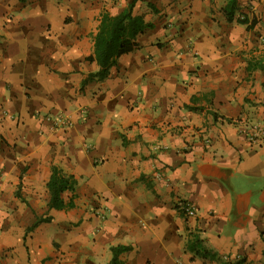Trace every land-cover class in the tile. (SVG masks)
<instances>
[{"label": "crops", "instance_id": "1", "mask_svg": "<svg viewBox=\"0 0 264 264\" xmlns=\"http://www.w3.org/2000/svg\"><path fill=\"white\" fill-rule=\"evenodd\" d=\"M133 1L0 0V264H264V137L240 131L264 124V0L232 21L227 0H135L151 27L83 82L102 12ZM53 165L73 207L48 209Z\"/></svg>", "mask_w": 264, "mask_h": 264}, {"label": "trees", "instance_id": "2", "mask_svg": "<svg viewBox=\"0 0 264 264\" xmlns=\"http://www.w3.org/2000/svg\"><path fill=\"white\" fill-rule=\"evenodd\" d=\"M227 1V5L225 6L226 18L232 21L235 0ZM134 3L135 0L118 13L112 14L108 11L102 12L97 30L93 36V51L86 57L88 61H94L96 63L97 70L89 73L83 82L88 80H104L109 75L110 68L116 64L118 57L132 51L137 46V36L142 33L144 29L151 27L152 24L145 21L142 15L133 14ZM238 21L247 24V27H251L254 24V20L247 23L245 16H240ZM254 66L264 70L263 63L254 64ZM75 185L76 180L72 175L64 173L57 166H51V173L46 182V188L50 194L48 209L58 210L73 207ZM64 191H70L72 193L67 201H64L61 197V193ZM179 212L185 216L181 209H179ZM46 220H48L47 217L37 218L27 230H31L37 223ZM185 247L193 251L195 255L208 254L207 250L202 246V240L194 232H191L189 235ZM127 249L128 246L112 247L110 264H119V253ZM218 259L220 264L242 263V260L231 261L222 257Z\"/></svg>", "mask_w": 264, "mask_h": 264}, {"label": "built area", "instance_id": "3", "mask_svg": "<svg viewBox=\"0 0 264 264\" xmlns=\"http://www.w3.org/2000/svg\"><path fill=\"white\" fill-rule=\"evenodd\" d=\"M46 119H51L55 124L60 126L66 125V120L57 116L55 118L51 116H46ZM240 131L246 136V139L250 145L260 146L262 139L264 137V124L262 122L253 123H242ZM179 209H181L185 216L194 217L196 215V208L193 203L188 201H180L178 203Z\"/></svg>", "mask_w": 264, "mask_h": 264}]
</instances>
